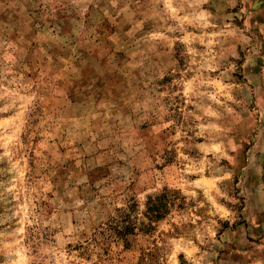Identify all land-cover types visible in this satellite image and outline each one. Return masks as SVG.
<instances>
[{
    "label": "rangeland",
    "instance_id": "1",
    "mask_svg": "<svg viewBox=\"0 0 264 264\" xmlns=\"http://www.w3.org/2000/svg\"><path fill=\"white\" fill-rule=\"evenodd\" d=\"M0 264H264V0H0Z\"/></svg>",
    "mask_w": 264,
    "mask_h": 264
},
{
    "label": "trees",
    "instance_id": "2",
    "mask_svg": "<svg viewBox=\"0 0 264 264\" xmlns=\"http://www.w3.org/2000/svg\"><path fill=\"white\" fill-rule=\"evenodd\" d=\"M119 238L123 240V242H125V237H123L122 235H119Z\"/></svg>",
    "mask_w": 264,
    "mask_h": 264
}]
</instances>
